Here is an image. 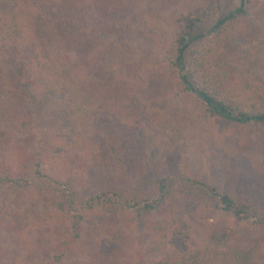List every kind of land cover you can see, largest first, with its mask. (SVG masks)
Segmentation results:
<instances>
[{"label":"trees","instance_id":"16d2710c","mask_svg":"<svg viewBox=\"0 0 264 264\" xmlns=\"http://www.w3.org/2000/svg\"><path fill=\"white\" fill-rule=\"evenodd\" d=\"M216 14L0 0V264H264V0Z\"/></svg>","mask_w":264,"mask_h":264},{"label":"rangeland","instance_id":"374dc122","mask_svg":"<svg viewBox=\"0 0 264 264\" xmlns=\"http://www.w3.org/2000/svg\"><path fill=\"white\" fill-rule=\"evenodd\" d=\"M207 3L212 5L213 10L217 13L214 20H217L220 17H224L229 13L235 11L240 6V0H206ZM208 128H203V137L199 139L192 138L186 142V146L192 148V156H191V163L195 167L196 172L198 174H204L203 169V145L205 144L208 149L214 151L217 157H222L223 160L226 158H232L237 160L244 159V157L248 154L254 155L256 154V150L253 148L255 147L250 141V139H246V136L243 135L242 132L239 133H230L224 134L223 131L217 130V128H213V131L208 133ZM178 141V139L176 138ZM249 142V143H248ZM260 155V153H258ZM177 156V155H175ZM264 156V154H263ZM261 156V158H263ZM174 157V156H173ZM221 158V159H222ZM220 159V160H221ZM217 162V161H216ZM222 167V162L219 161L217 164L216 169H220ZM217 171V175L220 178H223V172ZM223 173V174H222ZM220 174V175H219ZM222 175V176H221Z\"/></svg>","mask_w":264,"mask_h":264}]
</instances>
